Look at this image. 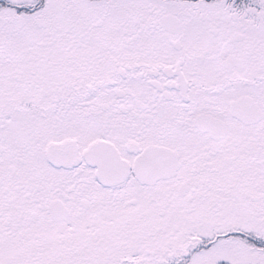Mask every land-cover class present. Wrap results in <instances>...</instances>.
Listing matches in <instances>:
<instances>
[{
    "label": "snow or ice",
    "instance_id": "6c2138e0",
    "mask_svg": "<svg viewBox=\"0 0 264 264\" xmlns=\"http://www.w3.org/2000/svg\"><path fill=\"white\" fill-rule=\"evenodd\" d=\"M0 264H264V0H0Z\"/></svg>",
    "mask_w": 264,
    "mask_h": 264
}]
</instances>
